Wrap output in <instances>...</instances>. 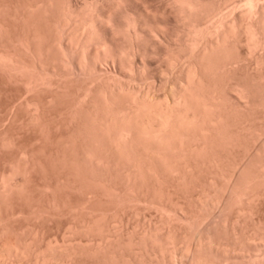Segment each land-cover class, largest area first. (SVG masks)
Here are the masks:
<instances>
[{
  "label": "rangeland",
  "instance_id": "obj_1",
  "mask_svg": "<svg viewBox=\"0 0 264 264\" xmlns=\"http://www.w3.org/2000/svg\"><path fill=\"white\" fill-rule=\"evenodd\" d=\"M57 5L56 0H0V55L10 54L12 62L15 59L17 65L25 67V71L15 72L18 69L14 65L10 69L6 61L9 56L2 57L4 64L0 60V264H257L261 256L264 258V180H255L259 173L264 175V163L260 162L261 167L253 161L264 147V101L261 104L256 96L260 105L250 107L254 97L247 108L245 102L233 97L243 106L234 107L237 104L230 99L234 108L230 106L227 114L226 109L224 113L220 109L225 117L219 112L226 121L223 132L228 133H222L227 139H218V127L213 133L212 127H207L210 132H205V127L203 136L198 133L197 137L195 132L194 139L199 138L201 142L195 143L203 142L206 150L201 151L207 152H200L201 157H196V152L192 155L189 152L197 145L191 143L190 149L185 140L177 150L186 147L189 154L186 150L182 157L172 153L178 156L174 161V156L169 157L171 148H167L165 162L169 166L164 163L165 167L158 156L161 147L153 144L160 150L154 153L155 158L150 157L152 150L147 156L142 149L151 144L145 136L146 127L142 131L135 118L131 116L130 122L129 116L120 114L130 102L127 105L123 98L115 102V98L107 103L99 94L103 88L109 90L107 84H114L115 79L118 83L119 76L121 82L126 70L103 61L99 71L92 73L91 68L78 63L77 49L58 22ZM149 58L148 69L159 71L148 73L146 66V75L160 73L163 61L157 68L161 60ZM261 66L256 68L254 61L248 63L249 68H235L230 81L242 75L245 81L254 77L264 91ZM113 73L120 75L115 78ZM252 81H248L250 86ZM158 85L154 89L158 90ZM163 88H159L161 94ZM105 91L104 97H108ZM227 101L226 107L231 104ZM119 114L129 125H122ZM133 123L140 129L136 131ZM122 127L131 133L127 141L119 138L124 130L116 136ZM138 133L147 139L136 136ZM212 141L219 143L217 148ZM249 171L257 173L255 177L250 174L255 182H247L242 194L235 196V184L240 182L242 188V175L245 179ZM199 196L212 201L202 202Z\"/></svg>",
  "mask_w": 264,
  "mask_h": 264
},
{
  "label": "bare ground",
  "instance_id": "obj_2",
  "mask_svg": "<svg viewBox=\"0 0 264 264\" xmlns=\"http://www.w3.org/2000/svg\"><path fill=\"white\" fill-rule=\"evenodd\" d=\"M56 2L58 4L57 5L58 7L57 9L58 17L57 18L59 19L58 22L61 23L62 27H64L63 28L65 29L64 34L69 36L71 45L73 41V44L75 45L74 48L77 49L76 51L78 53L76 54L77 57L80 56L83 59V60H80V57H79L78 63L83 64L84 67L91 68L90 70L91 71L94 70V73L99 71L100 69L99 63L103 61H110L114 67L117 66L118 69L123 70V72H124V69L126 70L125 74H123L124 79L123 78L121 79V82L124 80L125 81L122 83L119 82L122 76L120 77L119 76L120 74L117 75L113 73V76L117 75L120 78L118 77V83L116 82V79H115L114 81L116 83L114 82V84L111 80L112 82L111 85L113 84V86H111L110 84H107V87H111L110 89L107 88L105 85L106 89H109V90H106L109 93L108 94L109 96L108 97L106 96L107 98L104 97V95H107L106 94L107 92L104 90L106 92L104 93L103 91V89L105 88L102 87L103 92L101 91L99 92V94L101 95V97L103 96L102 99L104 102L105 100L106 102L108 101L107 103H109V100L114 101L115 98H116L115 102L117 101V99L121 101L122 98L124 99L122 100V102H125L127 100V105H129V102H130L129 106H127L126 104L125 105L127 106L128 110L131 112L129 111H128L129 113L125 112V110H127V108H125V110L122 111V113L120 112V114H124L125 117L129 116L127 117L128 118L127 121L130 120V122L132 121L131 118H135L136 119L135 122H137L138 127L140 124V127H142L141 128L142 131L145 130V127H146L145 136L148 137L149 142H151V144L149 146L143 145L142 149L147 151L146 152L147 156L152 155L150 157H153L155 156L154 153H157V152L160 153V150L162 151L160 155L163 154L164 151L168 155L169 152L167 151V148L169 149L171 148L172 152L169 154V157L174 156V161H175V159L176 160L178 159V156L186 155L189 152L188 148L185 149L186 147L182 148L183 150L182 149L177 150V148L183 147L185 140H188V142L191 145L190 147L191 149L193 147L192 145L196 144L195 141L199 139V138H197V140L194 139L195 132L203 136V130H205V127L206 128L212 127L210 128L212 130L211 133H213V131L215 130L214 129L215 127H218L216 134L221 133V136H224V137L220 136L219 138V135H220L219 134L217 135L218 139H221V138L227 139V135L225 136L224 134H227L228 132L226 130L225 132L227 133L223 132L224 130H223L222 124L226 122L224 121L223 116L224 117L227 116L224 114H227L225 111L230 110V106L233 107V104L231 102L235 101L234 104H237L236 100H233L234 99L233 97H235L236 99L242 102H245L246 104L244 103V107H247V108H249V106H247V103L250 99L251 100L249 102L253 100L255 101L254 104H251V103L249 104L251 108L254 107L256 103L260 105V103L262 104L263 103L262 101H264V98H262V95H263L262 93L264 91H262V89L260 88L261 82L258 81L259 79L256 82L257 78L255 79L253 77V79L251 78L254 81L253 82L252 80L249 79L250 77L248 78L246 76L244 72H240V73L245 74L244 76L246 77V79L247 78L249 79V80L247 79L249 83L250 81H252L251 86L248 84V81H245V78L242 77L243 76L242 74H241L242 76L238 78L241 79V81L244 80L243 83L247 82L248 86H245V84L242 85L243 84L242 82L239 83L236 80L238 79L237 77H235V80H233L234 83L230 81L231 80L230 78L234 77L235 75L233 74V71L235 68L237 70L240 67H244V66L247 67L249 62L250 64H252L254 61H255L256 68H260V66L264 64V61L262 60L264 58L263 57L264 56V0H81V1L80 0L78 1L77 0H56ZM73 51L75 52L74 49ZM5 56L6 57L9 56L7 57L8 59ZM147 56L148 58L150 57L149 59H152L154 57H156L157 59L158 57V59L161 60L160 63H158L157 68L161 66V65L159 66V64H161L163 61V64H162L163 66H161L160 68V73L154 74L153 76L151 75L152 73H157L159 69H155L156 71L154 72H152L151 69L150 70L148 69L149 62H148ZM2 57L6 58V61H8L9 66L11 65L10 66L11 68L9 67L10 69L16 67L15 70L18 69L19 71L17 70L15 72H20V69L21 71H25V67L21 65V63H19L20 65L18 64L19 66H21L19 68L17 65L18 61L16 63L14 62L16 60L13 59V62H12V59H11L12 56L10 58V54L4 55V56L2 55L0 57V60H2V62L3 61L5 62V58H2ZM248 58H252V59L251 61L247 60L248 61L247 63L245 59H248ZM252 60L254 61L252 62ZM153 61H155V59H153ZM240 63H242L241 65H243V63L245 64L241 66ZM146 66H147V69L149 70L147 72L148 73L150 71L152 72L150 74L151 76L146 75L147 73ZM253 67L255 68V66ZM261 67L264 68L263 65ZM90 70L88 69L87 71H90ZM261 71L262 70H260L259 72L261 73ZM115 73H117V71ZM229 74H233V75H231L230 77ZM238 75L240 74H237L236 76ZM117 76H115V78ZM39 77L38 78L36 77V78L40 79ZM161 81H164V83L162 82L163 84L162 83L160 84L159 82ZM258 82L259 84L256 85ZM157 83L159 84L158 85L159 87H157L158 90L154 89ZM160 85L162 87L164 86L163 88L164 91L162 92V94L159 92L160 90L159 88H162ZM252 85H254L255 87L253 88L256 89V90L254 89V92L252 91L253 90ZM249 86L251 88L248 89ZM246 89H248V91ZM249 90L252 91L251 93H254L255 95L251 93L249 94L250 92ZM160 91H162V89ZM259 93H261L262 95ZM256 96L260 97L258 99L261 101L260 103H258L256 99L258 97ZM225 97H228L229 99ZM254 97L255 99H253ZM230 99H232L231 102H230ZM226 100H228L231 103V104H228L229 106V107L227 106L228 109L224 103L226 102ZM110 102L113 103L112 101ZM113 105L115 104L113 103ZM131 105H133V108ZM220 105H221V108H218ZM238 105L240 106L242 105V103L241 102L239 103L238 101V104L235 105L234 107ZM251 105H254V106H251ZM224 106L225 108H223ZM130 107L132 108V110H130ZM220 109L221 111L226 109L224 110L225 113L222 111L224 113L223 114L220 111ZM238 109L241 110L240 108ZM219 112L223 116L221 115L220 117ZM126 113L130 115L128 114L126 115ZM120 114L117 115V117L119 116V119H123L122 117L123 115L120 116ZM220 119H222V121ZM122 123H123L122 125L125 127L126 125H129L124 119ZM134 123H133L134 129L137 131L136 128L138 127H136ZM216 124L221 126L222 129L219 130V126H217ZM119 125H121V122L119 123ZM208 128L205 130V132L211 131ZM120 131H123V132L120 133ZM127 131H128V128L124 129V127H122L117 132L116 136L117 135L119 136V133L120 135L125 134V136L121 135L119 136V138L121 141L123 140L127 141L125 140L126 136H129L131 134V133L129 134L126 133ZM191 132L193 134H191ZM138 134L139 135H136V136H140V138L144 136V134L142 135V133H138ZM199 134L197 135V137H199ZM206 134L209 135V133H206ZM152 135L155 136L154 138L155 140L152 139V137H154ZM190 137H193V139H191ZM144 138L145 137H143L142 139ZM127 139L129 138L127 137ZM151 140L152 141L154 140V142H152ZM157 140L159 141L158 143L159 146L157 145ZM138 142L142 143L141 140H139ZM200 142L201 141L199 140L197 141L198 144ZM213 142L214 141H212V143ZM160 143H161V146H160ZM212 143H210V147H212L211 146ZM214 143L216 144V142ZM126 144H128V142L126 143L124 142L123 145H126ZM153 144H155L159 148L161 147L160 150L159 148L154 149L156 146L154 145L155 146L154 147ZM198 144H196L197 147L194 146L196 147L194 148L195 151L192 148L189 153L193 155V153L196 152L197 155L195 156L201 157V155L204 154L202 152L204 150L201 151V149L206 150V148H203L205 145L203 146L201 144L200 145ZM163 145L165 146L166 149L163 147ZM217 145H219V143L216 144V146L215 145L213 146L217 148ZM138 147L140 148V145ZM148 147H150V150H149L150 152H148V149H149ZM175 147H176V150H175ZM220 147H223V146H220ZM133 148H136V147H133ZM263 149L261 148L259 150V153L260 152L263 153L264 151ZM151 150L153 151V153H151ZM173 150L175 152H173ZM184 151L186 152V154H184ZM134 152H136V150ZM165 152H164V156H166ZM200 152L202 154H200ZM204 152H207V151H204ZM149 153L151 154L148 155ZM172 153L173 154L177 153L178 156H176L175 158V155H173ZM259 153L257 154L259 159L256 158L257 160L253 161V163L256 164V166H261L263 165L262 163H264L262 160L263 158L261 159L260 157V154L262 155V153L260 154ZM160 155H158L159 157H161L159 159L160 162H162L163 166H165V164L167 166L168 162H165L167 161L166 159L167 156L163 158L162 157L163 155L161 156ZM206 156H208V154L205 155V157ZM156 158L158 157L156 156ZM184 159L185 157L180 158V160H184ZM172 160L173 158L171 159V162ZM180 160H178V162H180ZM178 162H175V164ZM260 162H261V165H260ZM178 166H183V165L180 164ZM261 169L263 170V172ZM261 169L258 168V172H260L261 170V172L264 173V165ZM179 170H181V167ZM243 174L244 176L247 174L249 175L245 176V179L243 178V175H242V179L240 181L243 182L242 184V186L244 185L242 187L243 189L241 188L240 182L239 183L237 182V185L239 187L236 186V184L234 188L232 187L233 188L232 192L235 196L242 194V191L244 190V188H246L245 185L247 182L251 184L255 181L258 182V179L264 180V175L260 173L258 174L259 176L262 175L260 176V178L257 177L258 176L256 175L257 173L252 174L250 171L247 174L246 172L245 173L243 172ZM250 174L254 175V177L256 175L257 180H255L253 176H250ZM177 175H178V172H177ZM247 177L249 178L251 177V179L253 178V180H249V179L247 180L246 179ZM243 179L247 181L245 182L243 181ZM238 199L240 198L238 197ZM199 200H200V196H199ZM204 200L207 201L208 198L206 199L204 198ZM204 200L201 199L200 201L205 202ZM211 201L212 200L210 199L209 202ZM205 204L206 203L203 204V207H205L204 206ZM168 242L169 241H167L166 243ZM263 256H264V253H263ZM262 259L264 258L261 256L259 261L261 262V264H264L263 263L264 261H262ZM259 261L257 264H260Z\"/></svg>",
  "mask_w": 264,
  "mask_h": 264
}]
</instances>
